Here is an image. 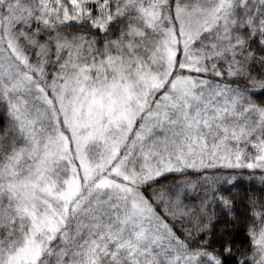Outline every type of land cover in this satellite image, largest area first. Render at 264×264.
Wrapping results in <instances>:
<instances>
[{
	"label": "snow or ice",
	"instance_id": "obj_1",
	"mask_svg": "<svg viewBox=\"0 0 264 264\" xmlns=\"http://www.w3.org/2000/svg\"><path fill=\"white\" fill-rule=\"evenodd\" d=\"M0 264H264V0H0Z\"/></svg>",
	"mask_w": 264,
	"mask_h": 264
}]
</instances>
